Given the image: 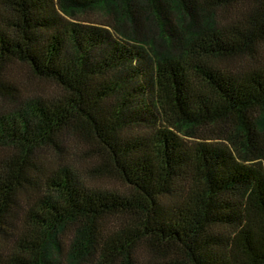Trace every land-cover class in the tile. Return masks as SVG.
<instances>
[{
    "label": "trees",
    "instance_id": "obj_1",
    "mask_svg": "<svg viewBox=\"0 0 264 264\" xmlns=\"http://www.w3.org/2000/svg\"><path fill=\"white\" fill-rule=\"evenodd\" d=\"M0 96V264H264V0H0Z\"/></svg>",
    "mask_w": 264,
    "mask_h": 264
},
{
    "label": "rangeland",
    "instance_id": "obj_2",
    "mask_svg": "<svg viewBox=\"0 0 264 264\" xmlns=\"http://www.w3.org/2000/svg\"><path fill=\"white\" fill-rule=\"evenodd\" d=\"M9 72L10 73L8 75V80H6L7 85H13V86L18 87V88H20V87L23 88V86H25L29 90V72H28V69L26 66L14 64L10 68ZM31 83L37 84L39 87H42L43 89L49 88L48 83L45 81L34 80L31 78ZM30 87L33 89V85H31ZM6 103L7 102H5V99L0 96V107ZM82 161H83L84 165L88 164L90 162L89 159H84ZM100 184L112 186V185H115L116 183L110 179L109 180L105 179V180H102V182H100Z\"/></svg>",
    "mask_w": 264,
    "mask_h": 264
}]
</instances>
